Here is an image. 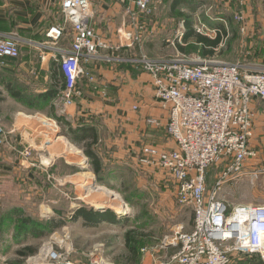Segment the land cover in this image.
Segmentation results:
<instances>
[{
  "label": "crops",
  "instance_id": "0c3cea01",
  "mask_svg": "<svg viewBox=\"0 0 264 264\" xmlns=\"http://www.w3.org/2000/svg\"><path fill=\"white\" fill-rule=\"evenodd\" d=\"M186 1H191L189 6L182 0H154V14L147 19L148 33L142 42L134 43L136 28L129 13V10L137 12L134 0H91V24L96 33L121 49L104 50L87 65L95 81L80 79L81 95L63 114L55 99L64 84V76L54 60L55 50L43 46L47 29L64 21L62 0H0V35L15 33L21 45L19 59L0 65V123L10 132V144L0 146V188L14 186L21 194L17 196L25 201L42 184L48 192L52 189L50 184L55 183H73L85 190L82 179L94 175L97 178L85 153L87 147L100 158L99 176L103 180L98 183L115 186L133 168L136 171L142 168L145 175L150 172L148 165H139L144 145L176 147L166 130L168 112L155 96L150 74L138 67L135 59L151 56L147 45L154 49L156 41H167L171 37L167 26L183 25L187 16L193 26L202 21L211 28H220L216 37L222 38V45L235 32L238 34L236 29L231 30L232 24H237L234 15L242 13L253 22V3L260 5L259 9L264 7V0ZM134 17L144 23L139 13ZM260 20L264 26V18ZM71 42L72 34L68 32L62 46L70 48ZM134 105L139 109L133 110ZM258 113L256 108L257 116ZM151 119L156 123H151ZM27 146L33 149L34 164L19 153L18 149ZM80 156L89 162L86 167H81ZM161 172L157 170V175ZM79 220L83 224L84 220ZM104 223L115 224L104 221L99 226ZM154 248L151 246L145 253L147 264H156L160 259L152 251Z\"/></svg>",
  "mask_w": 264,
  "mask_h": 264
},
{
  "label": "built area",
  "instance_id": "2783aa9c",
  "mask_svg": "<svg viewBox=\"0 0 264 264\" xmlns=\"http://www.w3.org/2000/svg\"><path fill=\"white\" fill-rule=\"evenodd\" d=\"M153 4L154 0H134L137 12L129 10L136 28L134 43L142 42L148 33L147 19L154 14ZM61 8L64 21L47 29L43 46L55 50L54 60L64 76L55 103L65 114L81 95L80 79L95 81L87 65L104 50L121 48L96 33L91 24V0H62ZM138 13L144 23L134 17ZM236 18L242 20V16ZM182 27L176 37L180 44L185 33L184 24ZM194 29L209 37L221 32L202 21ZM68 32L72 42L70 48H64L62 41ZM20 56L17 34L0 35V65ZM217 58L143 55L135 59L137 66L150 74L155 96L168 110L166 130L176 145L165 149L146 144L140 161L161 167L172 176L179 203L194 214L190 230L179 225L168 236L171 240L163 242L165 250L172 247L174 251L156 264H235L239 254L256 255L259 264H264V203H236L227 196L229 187L250 175L248 161L257 157L251 139L257 104L264 105V70ZM9 135L0 123V146L10 144ZM18 150L24 160L34 164L31 146Z\"/></svg>",
  "mask_w": 264,
  "mask_h": 264
},
{
  "label": "rangeland",
  "instance_id": "374dc122",
  "mask_svg": "<svg viewBox=\"0 0 264 264\" xmlns=\"http://www.w3.org/2000/svg\"><path fill=\"white\" fill-rule=\"evenodd\" d=\"M259 7L260 5L257 7L253 3V22L242 13L234 15L237 24H232L231 30L236 29L238 34L235 32V36L232 35L219 47L216 51L218 60L243 64L256 71L264 70V26L260 22L264 18V7ZM237 16H242V20L237 19ZM180 29H183L180 23L167 26V32H171L169 40H176ZM172 42L156 41L154 49L147 45L152 52L150 57L168 59L180 55L184 59L192 60L202 54L194 41L186 44L183 41L184 52L178 49L177 40L176 45ZM160 105L165 109L161 103ZM257 106L259 117L255 116L254 136L251 139L257 157L248 161L247 170L250 175L242 177L241 181L229 187L227 196L236 203H264V105L259 102ZM152 120L154 119L150 122ZM79 158L81 167H86L81 160L83 157ZM141 164L145 163L140 161L139 164L144 167ZM145 165L150 168L147 175L143 174L142 168L138 171L133 168L115 186L100 185L95 175L82 179L85 190L73 183H55L54 186L50 184L52 189L48 192L47 187L42 184L36 187L37 193L28 201L17 196L21 194L14 186L0 188V264H147L145 253L151 246L157 247L152 249L156 256L163 258L169 255L173 249L169 247L165 250L163 242L171 240L168 236L179 225L185 230L192 228L193 211L179 203L172 176L161 167ZM157 170L163 173L158 176ZM70 179L76 181L74 177ZM98 186H104L107 190H100ZM88 192L91 194L85 196ZM79 205L111 208L120 217V222L111 226L105 225L108 223L95 227L84 226L80 220L72 219L73 212ZM15 209L43 224L49 225L52 221L62 219L66 223L49 233L47 226V229L40 228L43 235L33 230L26 233L18 228ZM127 231L133 232L138 241L139 256L135 261L127 258ZM32 250L36 251L35 254H30ZM258 260L260 261L256 255L235 256V264H259Z\"/></svg>",
  "mask_w": 264,
  "mask_h": 264
},
{
  "label": "trees",
  "instance_id": "16d2710c",
  "mask_svg": "<svg viewBox=\"0 0 264 264\" xmlns=\"http://www.w3.org/2000/svg\"><path fill=\"white\" fill-rule=\"evenodd\" d=\"M182 2L184 3V5L189 6L191 1L182 0ZM172 8H174V3L172 4ZM184 25H185V33L183 39L185 43L194 41L195 44L200 47L203 56L211 57L216 54L215 48L219 47L222 43V38L220 36L216 37L215 39H211L201 33L196 32V30L193 27V22L189 16L185 18ZM178 49L182 52L185 51L184 46L181 44H178ZM53 92H55V90H53ZM71 130L74 131V129L72 128ZM85 153L88 156L91 164L93 165L94 172L97 175L96 178L97 181L101 182L103 179L99 176L100 167H101L100 158L90 147H87L85 149ZM14 212H16L17 214L16 218H18L17 220H18L19 230L25 231L26 233H30V231L33 230L36 233L43 235V232L39 230L40 228L42 227L43 229L48 228V233H49L63 227L64 224L66 223V220L62 219L55 222L52 221L49 225L45 223L43 224L31 216H25L18 209H15ZM80 218L84 220L83 225L89 227L99 226V224H101L104 221L112 222L115 224H118L120 222L119 219L120 217H118L116 211L111 208H107L105 210H98L95 207H88L85 205L76 208L73 212V216H72L73 221H78ZM124 220H122L121 222H124ZM45 226H47V228ZM125 245L129 252L127 255L128 260L135 261L139 256V250H138V241L135 238V236H133V232L127 231L125 233ZM35 252H36L35 250H32L30 254H35Z\"/></svg>",
  "mask_w": 264,
  "mask_h": 264
},
{
  "label": "water",
  "instance_id": "95a60500",
  "mask_svg": "<svg viewBox=\"0 0 264 264\" xmlns=\"http://www.w3.org/2000/svg\"><path fill=\"white\" fill-rule=\"evenodd\" d=\"M83 163L84 164H88L89 162L87 160H85V161H83ZM94 186H95V184L93 183L92 184V187H94ZM97 209L98 210H105V209H107V207H105V206H98Z\"/></svg>",
  "mask_w": 264,
  "mask_h": 264
},
{
  "label": "bare ground",
  "instance_id": "6f19581e",
  "mask_svg": "<svg viewBox=\"0 0 264 264\" xmlns=\"http://www.w3.org/2000/svg\"><path fill=\"white\" fill-rule=\"evenodd\" d=\"M92 188L94 189L95 187H92ZM97 188L100 189V190H107V188H105L104 186H98Z\"/></svg>",
  "mask_w": 264,
  "mask_h": 264
}]
</instances>
